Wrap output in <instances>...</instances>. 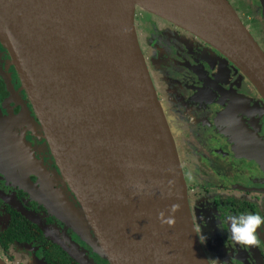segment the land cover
I'll return each instance as SVG.
<instances>
[{
	"label": "water",
	"instance_id": "95a60500",
	"mask_svg": "<svg viewBox=\"0 0 264 264\" xmlns=\"http://www.w3.org/2000/svg\"><path fill=\"white\" fill-rule=\"evenodd\" d=\"M145 1L0 0V39L79 204L57 196L59 214L109 264H210L136 9L216 49L263 100L264 51L229 0ZM57 241L76 262L95 264Z\"/></svg>",
	"mask_w": 264,
	"mask_h": 264
},
{
	"label": "flooded vegetation",
	"instance_id": "af4514ba",
	"mask_svg": "<svg viewBox=\"0 0 264 264\" xmlns=\"http://www.w3.org/2000/svg\"><path fill=\"white\" fill-rule=\"evenodd\" d=\"M229 1L264 51L260 0L257 5ZM244 13L261 16H252L248 24ZM138 26V38L147 40L146 53L142 51L149 72L148 61L155 64L159 89L154 86L210 264H264V222L256 230L254 245L235 243L224 223L229 214L254 212L264 217V100L228 59L193 34L164 20L145 19ZM57 196L80 212L0 39V257L8 264H67L72 257L59 239L95 264H109L59 214Z\"/></svg>",
	"mask_w": 264,
	"mask_h": 264
},
{
	"label": "clouds",
	"instance_id": "9594fccd",
	"mask_svg": "<svg viewBox=\"0 0 264 264\" xmlns=\"http://www.w3.org/2000/svg\"><path fill=\"white\" fill-rule=\"evenodd\" d=\"M264 222V217L254 212L229 214L224 217L226 233L238 245H254L256 230Z\"/></svg>",
	"mask_w": 264,
	"mask_h": 264
},
{
	"label": "rangeland",
	"instance_id": "374dc122",
	"mask_svg": "<svg viewBox=\"0 0 264 264\" xmlns=\"http://www.w3.org/2000/svg\"><path fill=\"white\" fill-rule=\"evenodd\" d=\"M251 1H252V3H254V4L257 5L256 0H251ZM244 15H245L246 22L248 24L251 22L252 16H254L255 18H257V17L259 18L261 16L260 13H253V14H250L249 13V15L246 14V13H244ZM137 16H139L140 18H137ZM136 18H137L136 27H137L138 33L140 32V28H139L138 25H139L140 22L145 21V19L148 20V21H160V20H162L161 18H159L157 16H154L151 13L145 12V11L141 10L140 8H137L136 9ZM146 25H148V23ZM147 30L148 29L145 27V31H147ZM150 32H151V30H150ZM187 36H188V34H187ZM145 37L142 38L140 36V38H139L140 46H141L142 50L144 51V53H146V49H147V47H146L147 46V40L145 39ZM148 65H149L150 72L153 73L154 84H155L156 88L159 89V83H158L159 79H158V76H155L154 75L155 64L149 60L148 61ZM262 122H263V130H262V133L264 134V118L262 119Z\"/></svg>",
	"mask_w": 264,
	"mask_h": 264
},
{
	"label": "trees",
	"instance_id": "16d2710c",
	"mask_svg": "<svg viewBox=\"0 0 264 264\" xmlns=\"http://www.w3.org/2000/svg\"><path fill=\"white\" fill-rule=\"evenodd\" d=\"M154 15V14H153ZM155 16V15H154ZM137 18H140L139 16H137ZM137 18H136V21H137ZM160 18V17H159ZM162 19V18H161ZM162 20H164V19H162ZM165 21V20H164ZM10 241V240H9ZM70 262H66L67 264H80V263H78V262H76L75 260H73L72 258H70Z\"/></svg>",
	"mask_w": 264,
	"mask_h": 264
},
{
	"label": "bare ground",
	"instance_id": "6f19581e",
	"mask_svg": "<svg viewBox=\"0 0 264 264\" xmlns=\"http://www.w3.org/2000/svg\"><path fill=\"white\" fill-rule=\"evenodd\" d=\"M138 1H141V2L147 3L145 0H138Z\"/></svg>",
	"mask_w": 264,
	"mask_h": 264
}]
</instances>
